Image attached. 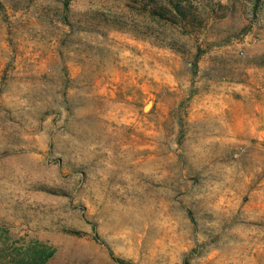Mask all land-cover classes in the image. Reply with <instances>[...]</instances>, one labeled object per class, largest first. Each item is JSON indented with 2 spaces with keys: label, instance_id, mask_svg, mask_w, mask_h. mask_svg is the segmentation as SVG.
Returning a JSON list of instances; mask_svg holds the SVG:
<instances>
[{
  "label": "rangeland",
  "instance_id": "rangeland-1",
  "mask_svg": "<svg viewBox=\"0 0 264 264\" xmlns=\"http://www.w3.org/2000/svg\"><path fill=\"white\" fill-rule=\"evenodd\" d=\"M195 1L0 0V264H264V0Z\"/></svg>",
  "mask_w": 264,
  "mask_h": 264
},
{
  "label": "trees",
  "instance_id": "trees-1",
  "mask_svg": "<svg viewBox=\"0 0 264 264\" xmlns=\"http://www.w3.org/2000/svg\"><path fill=\"white\" fill-rule=\"evenodd\" d=\"M132 2L139 5L142 11L149 14L153 19L163 21L172 25L179 26L183 29L186 34H192L202 27V7L195 0H131ZM260 0H255V9L259 4ZM69 1L66 2L68 7ZM221 5V4H220ZM221 7L230 9L227 4L221 5ZM110 25L120 28L122 24L119 20L108 22ZM166 46L175 47V44H167L162 42ZM175 43V42H173ZM48 249V251H47ZM45 254V255H44ZM53 250L45 247L44 250L38 252V256L41 259L39 264H45L52 256ZM44 255V256H43ZM120 264H133L130 261L116 258Z\"/></svg>",
  "mask_w": 264,
  "mask_h": 264
}]
</instances>
